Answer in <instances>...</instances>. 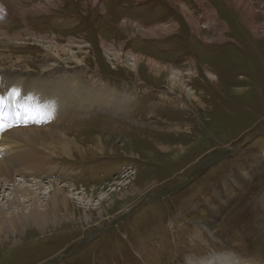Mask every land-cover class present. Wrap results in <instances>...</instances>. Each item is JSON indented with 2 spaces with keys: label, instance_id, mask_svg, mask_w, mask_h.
I'll use <instances>...</instances> for the list:
<instances>
[{
  "label": "rangeland",
  "instance_id": "374dc122",
  "mask_svg": "<svg viewBox=\"0 0 264 264\" xmlns=\"http://www.w3.org/2000/svg\"><path fill=\"white\" fill-rule=\"evenodd\" d=\"M51 1L22 18L40 0H0L6 103L79 76L134 99L27 129L77 139L74 158L30 155V176L71 196L45 230L5 225L0 264H264V0ZM3 127L10 158L22 129Z\"/></svg>",
  "mask_w": 264,
  "mask_h": 264
},
{
  "label": "bare ground",
  "instance_id": "6f19581e",
  "mask_svg": "<svg viewBox=\"0 0 264 264\" xmlns=\"http://www.w3.org/2000/svg\"><path fill=\"white\" fill-rule=\"evenodd\" d=\"M51 3V0H40V3L36 2L34 6L32 5L33 7H27L23 11H20V13L18 12V17L25 18L31 11L39 13L44 10L43 6L45 4ZM40 5L42 6V9H40ZM134 26H137L136 23ZM140 27V31H146L144 27ZM159 27L161 26L159 25ZM8 28L9 27L6 29L7 31L4 30L2 33L9 38V35L12 32H10ZM164 28H170V23L165 24ZM154 33H157V31ZM13 36L19 41L22 40L21 36L17 35V33L12 34V37ZM41 36L43 35L35 36L34 39L41 43L43 42L40 40L42 39ZM45 39L48 38L45 37ZM49 43L54 44L52 41ZM51 49L54 52V47L49 48L50 51ZM107 53L109 54L108 51ZM114 56L117 57V54ZM139 59L137 57H133L132 60H136L138 62ZM1 66L2 64L0 62V67ZM55 66V64L49 66L46 65L44 68L46 70L47 68L49 69V67L53 68ZM181 76L180 72L176 71L173 72L171 78L176 82L179 81V77ZM83 77L84 76H79L78 80L76 78H70L62 79L57 82L48 81V83H42L32 91H26L23 95L22 93H15L16 90L19 89L20 85L15 86L11 91L12 96L6 94L7 99L10 101L9 104L6 103L4 96L0 95V114L4 112V120L0 121V126H2L0 128L3 131L4 125H15V127L21 128L22 130H15L11 133H16L23 138H16L15 136L10 135L13 139L5 141V144L2 145V148L4 147L5 149L9 146L12 147L13 150L11 151L13 154L10 158H0V193L5 194L2 196V200L0 199L3 203V205H1L0 202L1 234L6 233L2 231L7 230L5 225L8 224H10L9 228H11L8 229L11 230L12 233L17 231V234L20 233L21 230L23 231V228L30 226L33 223L39 228L38 230L47 229L48 227H43L45 223L50 221L54 222L52 219L56 218L59 213L58 211L66 208L67 200L71 196L67 195L66 189H64L63 186H60L61 184L59 183L50 182V187L47 189L46 185H48V183H42L35 180L33 176H30V174H34V170L29 168L31 165L30 155H32V153L39 155L40 151L45 149V153H51L56 157L74 158V149L78 150V146H80L77 139H72L71 135L69 136L65 132L50 131L48 133H41L39 131L27 129L44 124L48 120H56L59 122L75 121L76 119L89 115L96 107H107L117 112H128L130 110V101L134 98L130 96L128 92L121 94L115 89L110 88L108 85H96L92 81L85 82L82 80ZM15 100L19 101L15 102ZM10 116L13 118L12 121L10 120L11 118L9 119ZM25 143L32 146L31 152H28L25 149V146H23ZM17 147H20V149L18 150ZM36 147H42V149L36 150ZM3 159H5V161H3ZM34 164H44V162L36 160L35 162L33 161V165ZM27 170L30 171L26 173ZM22 175H25L26 179H23L21 177ZM52 183L54 186H51ZM7 191L11 192L10 195L12 197L8 196L9 198L7 199L6 206L4 202L7 197ZM45 197L48 199L44 204L41 200ZM19 206L24 207L21 208L23 210L22 212H19ZM5 213H8V216L5 217ZM1 217L4 221H1ZM57 217H59V215ZM224 256L219 258L217 257L216 260L213 261V264H217L219 262L220 264H259L246 260H237V262H234L233 259L229 260L231 256L229 258Z\"/></svg>",
  "mask_w": 264,
  "mask_h": 264
},
{
  "label": "snow or ice",
  "instance_id": "6c2138e0",
  "mask_svg": "<svg viewBox=\"0 0 264 264\" xmlns=\"http://www.w3.org/2000/svg\"><path fill=\"white\" fill-rule=\"evenodd\" d=\"M0 127H2V126H0Z\"/></svg>",
  "mask_w": 264,
  "mask_h": 264
}]
</instances>
